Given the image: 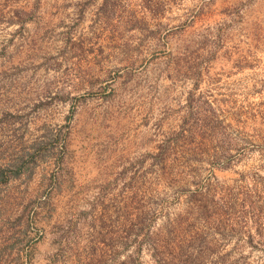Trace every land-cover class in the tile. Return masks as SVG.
<instances>
[{"label":"rangeland","instance_id":"1","mask_svg":"<svg viewBox=\"0 0 264 264\" xmlns=\"http://www.w3.org/2000/svg\"><path fill=\"white\" fill-rule=\"evenodd\" d=\"M0 264H264V0H0Z\"/></svg>","mask_w":264,"mask_h":264}]
</instances>
